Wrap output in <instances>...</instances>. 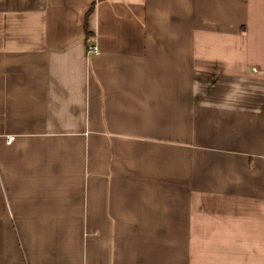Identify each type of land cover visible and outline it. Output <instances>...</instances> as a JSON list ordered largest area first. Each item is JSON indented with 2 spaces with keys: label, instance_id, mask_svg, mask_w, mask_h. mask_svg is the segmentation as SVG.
<instances>
[{
  "label": "crops",
  "instance_id": "crops-1",
  "mask_svg": "<svg viewBox=\"0 0 264 264\" xmlns=\"http://www.w3.org/2000/svg\"><path fill=\"white\" fill-rule=\"evenodd\" d=\"M0 264H264V0H0Z\"/></svg>",
  "mask_w": 264,
  "mask_h": 264
},
{
  "label": "built area",
  "instance_id": "built-area-1",
  "mask_svg": "<svg viewBox=\"0 0 264 264\" xmlns=\"http://www.w3.org/2000/svg\"><path fill=\"white\" fill-rule=\"evenodd\" d=\"M88 51L91 53H97L98 52V48L95 44H89L87 47ZM14 139V136H9L7 137V142H11Z\"/></svg>",
  "mask_w": 264,
  "mask_h": 264
}]
</instances>
